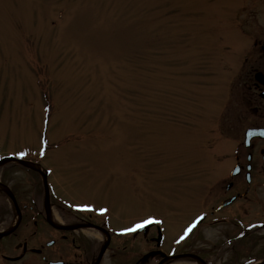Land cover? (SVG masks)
<instances>
[{"label":"rangeland","instance_id":"374dc122","mask_svg":"<svg viewBox=\"0 0 264 264\" xmlns=\"http://www.w3.org/2000/svg\"><path fill=\"white\" fill-rule=\"evenodd\" d=\"M262 30L261 0H0V160L27 163L0 165L15 203L40 199L38 167L66 209L181 232L234 163L232 76Z\"/></svg>","mask_w":264,"mask_h":264},{"label":"flooded vegetation","instance_id":"af4514ba","mask_svg":"<svg viewBox=\"0 0 264 264\" xmlns=\"http://www.w3.org/2000/svg\"><path fill=\"white\" fill-rule=\"evenodd\" d=\"M241 45L231 81L233 96L226 105L237 143L234 163L218 177L207 208L191 219L200 218L194 235L191 230L192 235L181 237L186 224L168 236L160 219L146 231H129L138 223L112 229L98 213L66 209L54 201L50 189L46 201L42 171L29 170L41 176L35 186L41 192L39 203L16 200L25 210L17 229L0 237V264H264V30ZM0 183L17 192L5 173ZM14 212L11 198L0 186V220L12 219ZM30 222L35 229L28 232L24 228Z\"/></svg>","mask_w":264,"mask_h":264},{"label":"snow or ice","instance_id":"6c2138e0","mask_svg":"<svg viewBox=\"0 0 264 264\" xmlns=\"http://www.w3.org/2000/svg\"><path fill=\"white\" fill-rule=\"evenodd\" d=\"M21 155H23V154H21ZM81 210L92 211L93 209L90 208V207H88V206H85V207H83ZM106 211H107V209H101V210H100V214H104ZM152 222H153L152 220L145 221V222H143V223H141V224L136 225L135 228L129 229V231H135L136 229H138V228H142V227H144L146 224H148V223H152Z\"/></svg>","mask_w":264,"mask_h":264},{"label":"water","instance_id":"95a60500","mask_svg":"<svg viewBox=\"0 0 264 264\" xmlns=\"http://www.w3.org/2000/svg\"><path fill=\"white\" fill-rule=\"evenodd\" d=\"M11 160H14V161H16V162H18V163H20V164H22V165L27 166V163H26L25 161H22V160H15V159H13V158H5V159L1 160V161H0V165L3 164V163L6 162V161H11ZM46 192H48L47 189H46ZM7 193H9V194L11 195V193H10L9 190L7 191ZM11 197H12V199L14 200V197H13L12 195H11ZM17 210H18V209H17ZM8 233H9V232H8ZM5 234H7V233H3V234H0V235L3 236V235H5ZM105 247H106V245L104 246L103 249H105Z\"/></svg>","mask_w":264,"mask_h":264},{"label":"bare ground","instance_id":"6f19581e","mask_svg":"<svg viewBox=\"0 0 264 264\" xmlns=\"http://www.w3.org/2000/svg\"><path fill=\"white\" fill-rule=\"evenodd\" d=\"M242 35V34H241Z\"/></svg>","mask_w":264,"mask_h":264}]
</instances>
